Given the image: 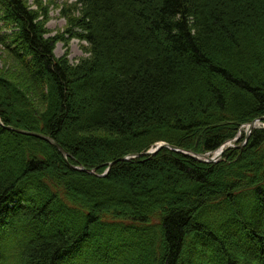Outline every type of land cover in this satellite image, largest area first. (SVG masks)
<instances>
[{"label": "trees", "instance_id": "obj_1", "mask_svg": "<svg viewBox=\"0 0 264 264\" xmlns=\"http://www.w3.org/2000/svg\"><path fill=\"white\" fill-rule=\"evenodd\" d=\"M75 1L77 65L22 0H0L37 69L0 78V264H264V128L216 164L163 149L104 178L71 168L161 142L214 153L264 117V0Z\"/></svg>", "mask_w": 264, "mask_h": 264}, {"label": "rangeland", "instance_id": "obj_2", "mask_svg": "<svg viewBox=\"0 0 264 264\" xmlns=\"http://www.w3.org/2000/svg\"><path fill=\"white\" fill-rule=\"evenodd\" d=\"M22 1L26 4L29 10L36 14L38 22L43 24L44 30L46 32V38L57 39L58 42L55 49L56 60L67 59L71 64L77 65L83 60L89 58V44L80 38L82 35L81 29L74 24L76 19H81V9L78 7L77 1ZM3 13V11H0V78L14 82L16 85H22L24 84V81L22 83L20 79H22V77L27 76L26 71L29 72L32 70L33 72H36L37 69L34 66H30V68L27 69L28 65L26 64L31 58H28L26 54L22 56L21 54H17L16 52H14V37L12 33L13 30L16 29L15 24H11L10 20H8L3 15ZM23 60L25 62H23ZM34 93L37 92L34 91ZM16 98V96H13L12 100L16 102ZM0 99L4 104V107L6 108L7 101L4 100V95H2ZM32 100L34 101L36 107H38L37 109H40L41 104L37 102V98H32ZM175 103L176 102H173L172 104ZM12 113L16 118L26 119L27 117L26 113L18 109H15L14 111H12ZM260 127H264V123H261ZM246 131L247 126L242 127L239 131L238 136L242 139L238 140L236 144L237 146L243 143ZM87 165L92 166L91 164ZM5 172L6 168L0 166V178L4 175ZM156 178H159V176L156 175ZM176 179L184 183L183 185H186L181 188L183 192L189 193L191 191L192 185L187 183L188 179L185 175H180ZM220 180L221 179H217V182H219Z\"/></svg>", "mask_w": 264, "mask_h": 264}, {"label": "bare ground", "instance_id": "obj_3", "mask_svg": "<svg viewBox=\"0 0 264 264\" xmlns=\"http://www.w3.org/2000/svg\"><path fill=\"white\" fill-rule=\"evenodd\" d=\"M7 130H9V129H11V127H8V128H6ZM10 131V130H9ZM31 133H34V134H37V136H40V137H45V138H48V139H51L52 141H54L52 138H50L49 136H46V135H44V134H41V133H36V132H31ZM32 137V136H31ZM34 138H37V137H34ZM38 139H40V138H38ZM41 140H43V139H41ZM44 141V140H43ZM46 142V141H45ZM55 142V141H54ZM232 142H233V139L232 140H229V141H227L221 148H224V147H226V146H228V145H231L232 144ZM56 143V142H55ZM57 144V143H56ZM165 144H167L168 146H171V147H176V146H173V145H170V144H168V143H159V144H157L156 146H158V145H165ZM62 148V147H61ZM177 148V147H176ZM65 152H66V150L64 149V148H62ZM179 149V148H178ZM150 152V150L147 152V153H142V154H145V156H142V157H139V155H142V154H138V155H135V156H128V157H124V158H121V159H118V160H116V161H113V162H110V163H108V164H106V165H104L103 166V169L105 170V171H103L101 174H99V172H97V169H91V170H88V169H86V168H84L83 166H81V165H76V164H74V166L73 165H71V168L72 169H74L75 171H80V172H85V173H87V174H89V175H94V176H98V177H102V178H104V177H106L107 175H108V173L110 172V170H111V168L112 167H114L117 163H119V162H123V161H128L130 158H132V157H138V158H144V157H147V156H152V154H148ZM66 154H67V156H68V158H70V154L68 153V152H66ZM193 154H196V155H199V156H208L209 155V153H207V154H203V153H201V154H199V153H194L193 152ZM63 157L65 158V156L63 155ZM67 159V158H66ZM197 161H200V162H202V163H205V162H203V161H201V160H197ZM206 164V163H205ZM207 164H210V163H207Z\"/></svg>", "mask_w": 264, "mask_h": 264}, {"label": "water", "instance_id": "obj_4", "mask_svg": "<svg viewBox=\"0 0 264 264\" xmlns=\"http://www.w3.org/2000/svg\"><path fill=\"white\" fill-rule=\"evenodd\" d=\"M263 120H264V118H261L258 121H263ZM256 124H257V121H254L250 125V130H253L254 127L256 126ZM9 130L10 131H14V132L19 133V134H22V135L32 136V137H37V138L43 139L47 143H49L51 145H54L60 151V153L65 156V158L68 157L67 154H66V152L58 144H56L54 141H52L51 139L37 136V134L31 133V132L28 133V132L20 131V130H16V129H9ZM163 148L169 149V150H171L173 152H176V153L186 154L187 156H191V157H193V158H195L197 160H201V161H203L205 163H215V162L219 161L220 158L225 153V151L222 150L219 154H217L214 158H212V157H209V156H199V155L193 154L191 152H184V151H181L180 149H178L176 147H171V146H168V145L165 144V145L160 146L156 151L151 152V153H148V154H154V153L158 152L159 150H162ZM142 156H145V154L139 155V157H142Z\"/></svg>", "mask_w": 264, "mask_h": 264}]
</instances>
